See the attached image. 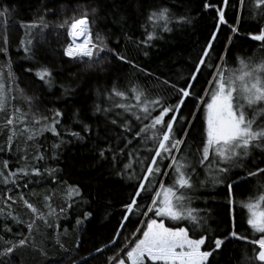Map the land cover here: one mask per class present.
Returning a JSON list of instances; mask_svg holds the SVG:
<instances>
[{"label":"trees","instance_id":"1","mask_svg":"<svg viewBox=\"0 0 264 264\" xmlns=\"http://www.w3.org/2000/svg\"><path fill=\"white\" fill-rule=\"evenodd\" d=\"M203 2L204 0H0V10L5 7L9 9V15L0 18V21H4L0 23V36L6 34L8 39V51L6 55L0 53V65L10 60L14 77V83H10L7 68L4 69L5 88L10 87L12 91L9 102L4 110L0 111V149H3L0 151V168L3 162L7 161L8 169L4 170L5 174L17 168H26L30 173L33 167L40 168L42 173L41 176L29 174L23 179H20L21 174H18L15 185L0 182V209L5 213V217H0V226L7 223L12 229L11 233L0 230V236L3 241L14 243L20 238L19 234H27L25 224L16 225L6 215L11 212L25 222L33 219V213L24 205L20 199L21 195L39 213H44L48 221L45 224L36 219L32 232L33 240L26 247L15 250L11 257L12 264H72V261H75V264H84L85 261L86 264H107L106 257L114 254L123 238L128 236L134 227L142 226L139 223L141 220L155 218L151 213L149 217L131 215L130 222L125 221L126 228L121 229L116 246L110 245L102 253L95 252L96 248L108 245L115 234L124 214L123 205L129 202L136 181L117 175L122 162H127L125 157L113 164L110 156L106 160L98 155L99 148L105 145L95 139L94 134L84 133L82 124H88L94 129L105 126L103 113L94 112L93 105L110 106L111 102L103 93L111 89L113 84L118 90H125L131 83H138L148 89L150 95L171 97L168 102H175V94L159 87L155 77L168 80L177 87L184 86V81L193 71L214 24V13L211 10L206 13L202 8ZM232 4H237V0H230V6L225 9V19L229 25L235 23L237 14V8L231 7ZM254 5L255 0H244L240 9L239 31L242 35L255 33L258 24L264 25V19L261 18L264 5L255 9ZM161 7L168 8L172 13L173 19L169 24L171 31L158 28L156 39L138 47L137 42L146 39L147 33L152 31L151 23L147 20L149 12ZM91 9L96 10L94 14ZM253 11L256 13L255 19ZM85 13L88 14L92 43L98 42L99 34L104 38L108 49H115L145 71H138L130 64L116 60L107 52L101 53L103 63L93 64L92 67H88L87 58L80 60L65 56L64 49L70 42L69 26L73 19L81 18ZM180 16L187 17L188 21L177 22L175 18ZM33 24L36 27H31ZM62 24L63 28L60 27ZM229 34L228 28L221 26L219 38L215 42L216 50L212 53L213 58L224 51L223 44ZM22 40L24 44H21ZM25 47H30L31 54L24 51ZM145 52L147 55H144ZM236 57L246 61L250 58L255 63L264 59V51L260 50L258 42L234 37V43L229 46L227 52L228 67L237 68ZM44 67L51 71V87L45 85L36 75ZM211 71L203 69L204 74L199 76L200 82L196 85L198 92L206 86L205 82ZM64 89L68 91L65 92ZM98 92L101 95L98 96ZM25 97L32 99L29 102ZM115 102L134 101L115 98ZM16 109L20 110L16 113L17 116L26 114L25 122L37 134L32 140L27 139L29 133L14 136L9 151V130L5 127V121ZM51 110L61 112V116L57 118L59 123L56 125L59 136L50 131H40L44 123H51ZM193 110L194 105L189 100L183 107V114L187 117ZM77 113L78 115H74ZM248 113L252 114L251 111ZM34 116L48 117V120L41 121L39 125L34 124ZM261 118L264 122V117ZM14 127L19 130L22 125L15 124ZM202 131V113H198L187 138L192 151L199 146ZM73 132L80 133L84 139L73 137ZM61 141L64 143L61 144ZM54 144L61 146L53 149ZM38 151L44 155L43 160L34 159ZM192 151L188 152V155L194 161ZM261 153L262 149H255L250 157L244 159L243 168H233L229 173L234 182L231 205H228L226 200L225 184L213 185L204 169L196 168V174L192 177L195 187L187 195L192 197L189 206L198 210L199 216L207 221V239L203 250H209L208 245L212 238L223 237L231 230L247 236L249 241L260 237V233L247 224L248 211L242 205L255 202L264 195V174L246 176V171H254V165L264 159ZM141 155L145 153L142 151ZM45 169L56 170L55 181L44 172ZM136 171L139 172L140 169L137 168ZM237 177L243 179L236 182ZM163 179L166 185H170L173 180L171 175ZM200 181L204 183L201 185ZM71 186L79 189V196L69 197ZM8 196L12 199L5 202ZM46 196H49L50 200L46 201ZM138 202L142 205L150 203L139 197ZM261 203L264 206V202ZM61 209L64 211L61 212ZM85 212L91 214L87 219L84 218ZM78 220L81 223L78 224ZM165 222L170 227L188 228L193 239L199 238L201 234L193 233L185 220L171 222L165 219ZM57 239L64 245L63 249L57 244ZM3 241H0V249L7 246ZM254 249L258 251V246L229 239L210 260L213 264H245L246 254L249 258L248 264H264L254 259Z\"/></svg>","mask_w":264,"mask_h":264},{"label":"snow or ice","instance_id":"2","mask_svg":"<svg viewBox=\"0 0 264 264\" xmlns=\"http://www.w3.org/2000/svg\"><path fill=\"white\" fill-rule=\"evenodd\" d=\"M244 0H237V4L231 7L237 8L235 23L229 25L225 19V9L230 6V0H204L202 8L207 13L211 10L214 13L213 28L210 31L204 47L201 50L197 62L193 66V71L184 81L183 87H177L168 80H160L155 77L159 87L165 88L174 93L173 103H169L171 97L160 95H150L148 89L138 83H131L125 90H118L113 84L112 88L103 95L111 102L109 107H101L100 104H94V112L103 113L105 117V126L101 129H94L88 124H82V131L86 134H94L95 139L101 141L105 146L99 148L98 155L102 159H108L109 156L113 164L119 162L121 157H125L127 162H122L120 171L117 175L126 177L129 180L136 181L133 184V193L129 202L123 205L124 214L119 227L109 241L108 245H102L95 249L96 253L104 252L110 245L115 247L117 238L121 236V229L126 228L125 221L130 222V216L149 217L141 220L142 226H136L123 238L112 256L106 257L107 264H213L210 257L220 250L225 241L236 239L245 241L253 246H258V251L254 249V259L264 262V195L260 196L255 202H248L242 205L248 211L247 224L260 233L258 239L248 240L247 236L239 235L235 230L229 231L223 237L217 236L211 239L208 245L209 250H202L207 239V221L200 217L198 210L191 208L192 197L187 195L194 187L192 177L196 174V168L202 167L210 178L213 185L225 184L227 189V203H233V181L229 173L233 168H243L244 159L251 156L255 149H262L264 155V122H257V115L264 117V59L259 62H252L249 58L236 57L237 68L228 67L227 52L229 46L234 43L235 38H248L258 42L260 50L264 51V25L258 24L255 33L248 32L242 35L239 31L241 21L240 9L243 7ZM239 5V7H237ZM264 5V0H255L254 9ZM95 9H91L94 14ZM9 15V9L0 10V18H6ZM87 13L79 19H73L68 30V35L72 37L84 36L87 39L88 33L84 26L88 24ZM256 13L253 11V18ZM261 18L264 19V12H261ZM173 16L166 7L154 9L149 12L147 20L151 23L152 31L147 33L146 39L137 42V46L147 45L157 38V29L162 31H171L169 24ZM177 22H187L188 18L180 16L175 18ZM4 21H0L3 23ZM221 26H226L229 35L226 36L223 44L224 51L213 58L215 52V42L218 40V33ZM31 27H36L35 24ZM47 27V25H44ZM61 28L64 25H60ZM129 41L130 37H126ZM97 43H70L64 49V55L75 59L83 60L87 58L88 67L93 64L103 63L101 53L107 52L116 60L130 64L138 71L144 72L137 65L133 64L125 55L116 52L115 49H108L104 38L97 34ZM7 35L0 36V53L7 54ZM25 42L22 40L21 44ZM31 45V41H28ZM24 51L31 54L30 47H25ZM147 55V52L144 53ZM215 60V62H213ZM7 68V78L10 83H14L13 73L11 71L10 60L0 65V111H3L9 102V96L12 89L5 88L4 69ZM211 69L209 78L206 79V86L197 91L196 85L200 82L199 76L203 75V69ZM37 77L48 87L52 86L51 71L44 67L36 73ZM151 75V73H146ZM63 87V86H61ZM22 92V90H19ZM65 92L68 89H64ZM101 95V93H97ZM115 98L122 101L116 103ZM31 101V97H25ZM191 100L194 110L186 117L183 114V107ZM119 109V111H117ZM16 109L5 121V127H8L9 135L7 138L8 150L11 151L14 136L29 133L28 140L34 139L36 131L29 128L25 122V115L19 113ZM53 118L51 123H44L40 131H50L56 136V125L59 123L58 117L61 116L59 110H51ZM251 111V116L248 112ZM129 114L125 116V114ZM156 113V114H153ZM202 113L203 131L199 146L192 151V146L187 143L188 132L197 118V114ZM74 115H78L74 114ZM109 117H112L109 119ZM48 117L33 118L34 124H41V121H47ZM144 121H147L145 123ZM21 124L22 127L17 130L14 125ZM11 126V127H10ZM103 133V135H101ZM73 137L80 140L84 139L80 133H71ZM64 141H61V144ZM60 144L52 145L53 149L59 148ZM183 147V151H182ZM3 151V149H0ZM145 155H141V152ZM192 151L193 161L189 158L188 152ZM106 153L108 156H106ZM26 159V157H24ZM36 160H43L44 155L37 152ZM135 164V167H134ZM264 159L254 165L255 170L246 171L247 177H254L258 174H264ZM140 171L137 172L136 169ZM8 162L4 161L0 168V182L7 185L16 184V177L20 179L29 174L41 176V169L33 167L29 171L26 168H17L15 171H7ZM56 170L45 169L55 181L54 172ZM171 175L173 182L170 185L164 183V177ZM242 177H237L239 182ZM201 185L203 181L199 182ZM27 187V185H25ZM79 189L69 187V197L79 196ZM138 197L142 200H148L150 203L140 204ZM6 197L5 202L11 200ZM20 199L24 205L33 213V219L25 222L19 219L17 215L11 212L7 213L13 223L16 225L25 224L27 234H19L20 238L16 242L3 241L6 247L0 249V264H12L11 257L15 254L17 248L26 247L32 240V232L36 225V219L48 223L44 213L38 210L21 195ZM50 200L49 196L44 198ZM61 212L64 209L60 210ZM51 214V210L49 212ZM91 214L85 212L84 218L87 219ZM0 217H5L3 209H0ZM165 219L171 221L185 220L191 226L193 233H201L199 238L193 239L189 235V229L186 227H168ZM81 223V221H77ZM50 226V225H49ZM234 228V221H233ZM0 230L11 233L12 229L7 223L0 226ZM57 244L63 249L64 245ZM67 251V250H65ZM43 255V251L41 250ZM91 255V254H90ZM249 258L245 254V264H248ZM75 264V261H72ZM86 264V261L84 262Z\"/></svg>","mask_w":264,"mask_h":264},{"label":"rangeland","instance_id":"3","mask_svg":"<svg viewBox=\"0 0 264 264\" xmlns=\"http://www.w3.org/2000/svg\"><path fill=\"white\" fill-rule=\"evenodd\" d=\"M87 25H88V28H89V23H88ZM88 33H90V30L88 31ZM69 37H70V36L68 35V38H69ZM69 40H70V42H69V44H70V43H71V39L69 38ZM86 43H87V44H91V43H92V41H91V36H90V35H88V37H87V39H86ZM69 44H68V45H69ZM67 57H68V56H67ZM248 115L251 116L250 113H248ZM256 119H257V122H258V123L262 122V118H261L260 115H257ZM188 156H189V155H188ZM172 182H173V180H172ZM171 184H172V183H171ZM262 206H263V204H262ZM170 221H171V220H170ZM171 222H175V221H171ZM165 224H166V226H168L166 222H165ZM168 227H170V226H168ZM203 247H204V246H202V250H203Z\"/></svg>","mask_w":264,"mask_h":264},{"label":"bare ground","instance_id":"4","mask_svg":"<svg viewBox=\"0 0 264 264\" xmlns=\"http://www.w3.org/2000/svg\"><path fill=\"white\" fill-rule=\"evenodd\" d=\"M84 29L88 32L89 31L88 25L84 26ZM69 38L71 39V43H73V44H75V43H86V39L84 36H80V37L70 36Z\"/></svg>","mask_w":264,"mask_h":264}]
</instances>
